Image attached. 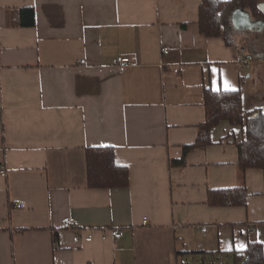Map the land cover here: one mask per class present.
<instances>
[{
    "label": "crops",
    "instance_id": "obj_1",
    "mask_svg": "<svg viewBox=\"0 0 264 264\" xmlns=\"http://www.w3.org/2000/svg\"><path fill=\"white\" fill-rule=\"evenodd\" d=\"M201 1L0 0V264H233L249 243L264 264V170L237 166L245 126L221 121L171 165L199 136L205 89L227 82L244 115L264 110V23L235 10L230 45L205 37ZM120 56L136 66L119 72ZM94 147L113 148L128 187H88ZM242 184L244 207L208 206ZM66 217L93 241L73 242ZM110 228L123 237L101 241Z\"/></svg>",
    "mask_w": 264,
    "mask_h": 264
},
{
    "label": "trees",
    "instance_id": "obj_2",
    "mask_svg": "<svg viewBox=\"0 0 264 264\" xmlns=\"http://www.w3.org/2000/svg\"><path fill=\"white\" fill-rule=\"evenodd\" d=\"M235 10H244L255 21L264 23V0H202L199 6L198 28L205 37H218L225 34L230 42V18ZM205 120L198 126L199 136L191 147L184 149L181 160L173 161L172 166L184 165V156L193 147L210 144V131L221 121L232 126H245V137L237 144L238 172L243 179L248 169L264 170V110L244 115L242 110L241 88L235 91H204ZM87 185L91 189L126 188L129 184L128 169L114 161L111 147L86 149ZM246 188L209 190L207 204L211 207H244ZM233 264H261L263 250L259 243H249L247 248L234 253Z\"/></svg>",
    "mask_w": 264,
    "mask_h": 264
},
{
    "label": "built area",
    "instance_id": "obj_3",
    "mask_svg": "<svg viewBox=\"0 0 264 264\" xmlns=\"http://www.w3.org/2000/svg\"><path fill=\"white\" fill-rule=\"evenodd\" d=\"M163 55L168 54V49L163 48L162 49ZM251 62V58L249 56H238L236 58V63L240 66L241 69L248 68L249 63ZM85 61L81 60L80 64H84ZM136 66V60L135 58H130V57H118L116 59V67L119 72H125L126 70ZM1 103H0V110H1ZM0 176L4 177L6 176V170L5 168L1 167L0 168ZM16 208H22L24 207L23 202H18L15 204ZM143 225L147 224V220H143L142 222ZM62 228L64 230H68L73 232V242L77 243L79 241H83L86 243L92 242L94 239V232L93 231H86V232H81L77 228L76 221L73 218L66 217L62 220ZM205 228H202V232H205ZM100 239L101 241L107 240L108 236L111 237L114 240H119L123 237V233L120 229L117 228H110L109 230H100Z\"/></svg>",
    "mask_w": 264,
    "mask_h": 264
},
{
    "label": "rangeland",
    "instance_id": "obj_4",
    "mask_svg": "<svg viewBox=\"0 0 264 264\" xmlns=\"http://www.w3.org/2000/svg\"><path fill=\"white\" fill-rule=\"evenodd\" d=\"M204 262V263H203ZM184 264H232V261L227 258L213 259L208 257L206 261H203L202 256L195 255L194 258H189L184 261Z\"/></svg>",
    "mask_w": 264,
    "mask_h": 264
},
{
    "label": "snow or ice",
    "instance_id": "obj_5",
    "mask_svg": "<svg viewBox=\"0 0 264 264\" xmlns=\"http://www.w3.org/2000/svg\"><path fill=\"white\" fill-rule=\"evenodd\" d=\"M225 90H230V85H228L227 82H225Z\"/></svg>",
    "mask_w": 264,
    "mask_h": 264
}]
</instances>
